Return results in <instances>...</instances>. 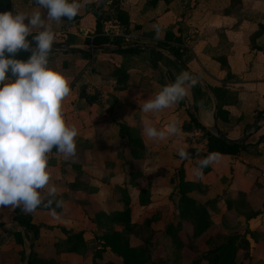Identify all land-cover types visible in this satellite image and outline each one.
I'll return each instance as SVG.
<instances>
[{"label":"crops","instance_id":"crops-1","mask_svg":"<svg viewBox=\"0 0 264 264\" xmlns=\"http://www.w3.org/2000/svg\"><path fill=\"white\" fill-rule=\"evenodd\" d=\"M111 1L103 5L105 19L115 18ZM82 3L77 23L68 25L64 19L50 22L56 38L71 35L75 45L87 46L85 38L95 29V17L87 6L97 5L99 0ZM118 8L128 15V33L144 48L121 53L98 51L90 56L85 52L50 54V64L61 65L71 78L72 91L64 108L68 122L79 129L74 156L49 154L54 174L42 190L46 203L48 189L55 185L57 199H62L65 207L56 210L60 213L57 217L43 205L33 213L10 206L0 209V264L26 263L30 240L16 220L22 215L41 227L34 243L40 256L68 264H91L90 250L101 241L105 229L94 216L122 210L118 197L123 187L132 204L136 202V190L125 183L134 172H138L135 182L139 189L149 192L148 205L137 207L139 214L133 209L132 216L138 214L139 221L157 215L158 222L152 226L161 234L165 224L177 219L181 174L185 181L196 184L187 195L207 210L211 220L210 230L197 239V246L203 247L207 235L216 231L232 228L243 233L246 228L251 264H264V136H258L264 132V122L245 147L234 154L216 153L217 162L200 169L199 161L215 152H206L207 139L191 120L193 117L208 128L215 100L217 111L224 110L221 117L216 111L217 128L236 138L255 121L258 112H264V0H121ZM14 10L28 15L41 11L46 16V10L32 0H10V11ZM39 31L33 29V33ZM168 32L181 40L171 46L187 50L181 60L155 45ZM219 58L226 60L227 69L221 67ZM180 63L198 80L189 95L159 113L141 112L136 97L142 93L141 99L147 100L174 83L186 71ZM145 119L165 131L175 123L179 132L163 140H149L143 135ZM183 124L190 128L184 130ZM197 130L202 135L196 134ZM181 149L189 150V159L179 156ZM134 150L137 157L132 156ZM240 191L257 212L249 219L236 209ZM114 227L120 229L117 224ZM191 230L185 222L183 231L190 234ZM66 231L83 232L85 251L56 253L54 246L65 240ZM18 232L22 243L16 238ZM89 240L93 241L91 247ZM191 255L189 249L183 252L180 264H186Z\"/></svg>","mask_w":264,"mask_h":264},{"label":"clouds","instance_id":"clouds-1","mask_svg":"<svg viewBox=\"0 0 264 264\" xmlns=\"http://www.w3.org/2000/svg\"><path fill=\"white\" fill-rule=\"evenodd\" d=\"M36 4L46 10V16L41 11L31 15L0 12V209L10 206L33 213L43 205L57 217L60 213L56 210L65 207V202L57 199L58 188L53 185L48 189L46 203L42 192L54 174L49 154L56 149L65 158L74 156L79 129L68 122L64 108L72 91L71 78L61 65L50 64L57 37L50 22L73 20L84 5L82 0H36ZM34 28L40 29L35 35ZM22 50L31 52L27 60L15 58ZM197 83V78L185 71L154 97L143 100L141 93L136 101L141 112L156 114L187 97ZM178 132L175 123L165 131L148 119L144 121L143 135L149 140H163ZM178 154L190 158L183 149ZM217 156L208 154L199 161V168L216 163Z\"/></svg>","mask_w":264,"mask_h":264},{"label":"trees","instance_id":"trees-1","mask_svg":"<svg viewBox=\"0 0 264 264\" xmlns=\"http://www.w3.org/2000/svg\"><path fill=\"white\" fill-rule=\"evenodd\" d=\"M36 3V0H32ZM106 0H99L97 5H88V9L93 13L95 17V29L93 34H89L85 38L86 45H103L108 44L109 39L101 34L102 21L105 20V15L103 12V5ZM121 0H112L111 4L114 8V17L119 21V23L124 27V30L128 32L129 18L128 15L118 8ZM156 2L157 0H151ZM169 2L171 0H164ZM10 11V0H0V12ZM68 25L77 23L80 17L77 15L73 20H67L63 18ZM37 33H33L35 35ZM31 40V37H29ZM181 40L174 37L172 33L168 32L165 34L163 41L157 42L156 47L167 50L172 54V56L178 60H181L183 52H186V48H174L171 43L180 42ZM75 37L68 35H62L56 38L54 43H64V44H74ZM114 44V42H112ZM35 44V43H33ZM32 44V45H33ZM119 45V42H116ZM138 48H131L127 50L116 51L115 53H121L124 51L134 52ZM31 55V52L21 51L15 58L27 60ZM85 55L90 56V52H85ZM221 67L227 69L226 60L219 58ZM88 100H93L94 97L86 96ZM224 110L218 109L217 116L221 117ZM259 116H264V112H258L256 118ZM226 119V117H224ZM191 120L194 126L203 132L204 137L207 139L206 152L215 153H226L234 154L240 148L245 147L246 140L244 143L235 145L229 144L219 138L214 137L209 133L207 128L198 123L193 117ZM251 135H258L260 127ZM190 127L183 124V129L188 130ZM220 130V129H219ZM260 137L264 136V132L258 135ZM140 144L138 145V147ZM134 147V146H133ZM189 155V150L186 151ZM52 153L57 154L56 149H53ZM137 152L132 151V156L137 157ZM138 172L130 173L126 177V182L132 185V188L136 190L138 199L134 204H132V199L130 194L127 192L126 187L119 190L118 201L124 206V208L115 213H99L94 216L99 224L104 226V233L100 235V242L91 248V264H173L178 262L180 259V251L182 248H187L191 251L197 252V256L192 260L191 264H251L252 255L250 252L249 241L246 237L247 229L241 233L239 230L227 228L226 231H216L213 234L207 235L203 244L204 248L200 249L196 245V240L202 235L208 233L211 228V220L207 210L198 205L195 200L187 195L196 184L185 181L181 174L178 177V187H179V200L177 204L178 217L175 221L165 224L162 228V232L158 237L151 241L149 238L147 240H140L139 244H131V237L140 238V230H135L132 226L138 224L143 230L153 231V224L158 222L157 215H152L151 217L146 216L140 221L138 220L139 210L137 207L146 206L149 203V192L147 190L139 189L135 179L138 177ZM236 209L245 219H249L252 215L257 212L252 210L249 204L245 200V195L243 192H237V197L235 198ZM136 208H133V207ZM135 212L137 215L132 216ZM16 220L22 226L24 237L30 240V252L27 255L25 264H68L65 262H60L56 259L50 258L45 259L40 256L35 248L34 243L39 238L41 234V227L37 224H33L31 219L27 215L17 216ZM187 222L192 226L191 233L188 234L183 231L184 223ZM115 224L120 226V229H115ZM134 229V230H133ZM143 232V231H142ZM170 238L171 245L174 250L177 251L174 260L172 258L161 255L159 252L156 253L155 244L160 245V240L164 238ZM17 240L22 243V236L18 232L16 234ZM56 253L61 251L69 252H80L85 251L86 246L83 239V232L81 231H66L65 240L59 241L54 246ZM108 256L110 258H105Z\"/></svg>","mask_w":264,"mask_h":264},{"label":"water","instance_id":"water-1","mask_svg":"<svg viewBox=\"0 0 264 264\" xmlns=\"http://www.w3.org/2000/svg\"><path fill=\"white\" fill-rule=\"evenodd\" d=\"M35 48V44L32 45ZM144 44H128V45H115V44H103V45H87V46H80L75 44H64V43H54L52 51H65V52H98V51H106V52H116L121 50H127L131 48H144ZM23 51V50H22ZM21 52V51H20ZM180 65L188 71L181 63ZM216 111H217V104L214 100V108H213V122L207 128L209 133L220 140H223L229 144H241L244 143L251 134L257 129V127L264 122V116H259L255 119V121L239 136L236 138H231L224 134L221 130H219L216 126Z\"/></svg>","mask_w":264,"mask_h":264},{"label":"rangeland","instance_id":"rangeland-1","mask_svg":"<svg viewBox=\"0 0 264 264\" xmlns=\"http://www.w3.org/2000/svg\"><path fill=\"white\" fill-rule=\"evenodd\" d=\"M135 230L137 229V230H140V232H141V235H140V238L138 239V238H136L137 240H135V238H131L130 239V241H131V244H133V245H135V244H139V242H140V240L142 241V239L143 240H147V238H149L151 241H155L156 242V240H154L156 237H158L159 238V236H160V231L157 229V228H155L153 231H148V230H143L142 229V227L140 226V225H138V224H135V225H133L132 226ZM133 229V230H134ZM143 231V232H142ZM169 238V237H168ZM195 243H197V240H196V242ZM162 244L163 245H165L166 246V248L165 249H162ZM93 245V241H90L89 240V242H88V247H91ZM197 245V244H196ZM158 246H160L159 248H158ZM205 246L203 245V247H201L200 249H202V248H204ZM161 255H166V256H168V257H170V258H172V257H174V255L176 254H178L177 253V251L176 250H174V248H173V246L171 245V242H170V238H169V240L168 239H166V238H164V240L163 239H161L160 240V245H158V244H155V247H154ZM183 250V251H182ZM187 250V248H182L181 249V251H182V253H181V251H180V260L178 261V262H175V263H173V264H180L181 263V261L183 260V258H182V254H183V252H185ZM191 251V250H190ZM192 253H193V255H191L192 257L189 259V261L186 263V264H191V262H192V260L197 256V252H195V251H191ZM105 258L107 259V258H110V257H106L105 256ZM175 258H172V260H174Z\"/></svg>","mask_w":264,"mask_h":264},{"label":"built area","instance_id":"built-area-1","mask_svg":"<svg viewBox=\"0 0 264 264\" xmlns=\"http://www.w3.org/2000/svg\"><path fill=\"white\" fill-rule=\"evenodd\" d=\"M109 39L108 44L115 45L116 42H119V45H128V44H141L137 38H134L130 33L124 30V27L119 23L116 18H108L102 21L101 32L99 33ZM196 134L202 135L200 130L195 131Z\"/></svg>","mask_w":264,"mask_h":264}]
</instances>
